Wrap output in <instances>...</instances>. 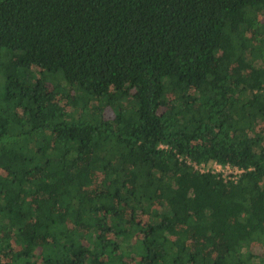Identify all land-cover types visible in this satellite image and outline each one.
<instances>
[{"label":"trees","instance_id":"obj_1","mask_svg":"<svg viewBox=\"0 0 264 264\" xmlns=\"http://www.w3.org/2000/svg\"><path fill=\"white\" fill-rule=\"evenodd\" d=\"M0 76V264H264V0H0Z\"/></svg>","mask_w":264,"mask_h":264},{"label":"built area","instance_id":"obj_2","mask_svg":"<svg viewBox=\"0 0 264 264\" xmlns=\"http://www.w3.org/2000/svg\"><path fill=\"white\" fill-rule=\"evenodd\" d=\"M161 149H167L166 146H161ZM186 164L191 166L194 171L200 174H210L213 175L217 180L222 181L224 184H237L242 177L250 171L245 168H240L231 164H221L218 162H213L211 164H198L192 162L189 159L185 160Z\"/></svg>","mask_w":264,"mask_h":264},{"label":"rangeland","instance_id":"obj_3","mask_svg":"<svg viewBox=\"0 0 264 264\" xmlns=\"http://www.w3.org/2000/svg\"><path fill=\"white\" fill-rule=\"evenodd\" d=\"M4 82H5V77L0 76V86H2ZM106 114H107L108 116H110L111 111H108V113L106 112ZM247 251H250V252L252 251V253H253V252H256L257 249H256V248H254V249H253V248H252V249L248 248ZM263 254H264V250H263ZM263 258H264V256H263Z\"/></svg>","mask_w":264,"mask_h":264}]
</instances>
